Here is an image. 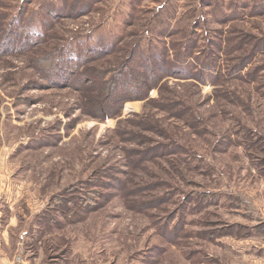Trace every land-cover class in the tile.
Segmentation results:
<instances>
[{"label": "rangeland", "instance_id": "rangeland-1", "mask_svg": "<svg viewBox=\"0 0 264 264\" xmlns=\"http://www.w3.org/2000/svg\"><path fill=\"white\" fill-rule=\"evenodd\" d=\"M0 223L27 264H264V0H0Z\"/></svg>", "mask_w": 264, "mask_h": 264}, {"label": "crops", "instance_id": "crops-1", "mask_svg": "<svg viewBox=\"0 0 264 264\" xmlns=\"http://www.w3.org/2000/svg\"><path fill=\"white\" fill-rule=\"evenodd\" d=\"M9 222H10L9 225L11 226V223H12L11 217H9ZM5 225H2V226H5ZM9 225H8V227H9ZM8 227H7V230H4L3 229L4 231H2V241L5 244H6V240L8 241V239H9V234L11 233V230H8V229H11V228H8ZM2 228H5V227H2ZM8 251L10 252V246L9 247L6 246V248L3 247V249L0 247V264H27L26 261L22 260L18 256L16 257L15 261L9 260V257L7 255L8 254Z\"/></svg>", "mask_w": 264, "mask_h": 264}, {"label": "trees", "instance_id": "trees-1", "mask_svg": "<svg viewBox=\"0 0 264 264\" xmlns=\"http://www.w3.org/2000/svg\"><path fill=\"white\" fill-rule=\"evenodd\" d=\"M40 38H41V36L38 35V39H39V40H40ZM23 41H24V39L22 40V43H23ZM18 48H19V47H18ZM18 48H14V49L17 50ZM67 58H69V59H71V60L73 59V58H71V57H65V59H67ZM65 59H62V60H65ZM72 71H73V70H72ZM141 85H144V82H143V81L138 82V86H141ZM138 86H137V87H138ZM125 99H126V98H123V97H122V100H121V101H124Z\"/></svg>", "mask_w": 264, "mask_h": 264}]
</instances>
